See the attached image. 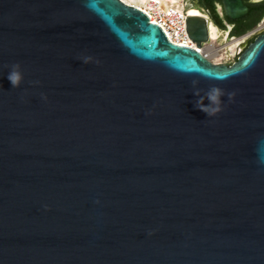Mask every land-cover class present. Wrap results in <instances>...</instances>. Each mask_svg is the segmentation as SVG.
<instances>
[{
	"label": "water",
	"instance_id": "water-1",
	"mask_svg": "<svg viewBox=\"0 0 264 264\" xmlns=\"http://www.w3.org/2000/svg\"><path fill=\"white\" fill-rule=\"evenodd\" d=\"M0 264H264V34L217 65L122 0H0Z\"/></svg>",
	"mask_w": 264,
	"mask_h": 264
},
{
	"label": "flooded vegetation",
	"instance_id": "flooded-vegetation-1",
	"mask_svg": "<svg viewBox=\"0 0 264 264\" xmlns=\"http://www.w3.org/2000/svg\"><path fill=\"white\" fill-rule=\"evenodd\" d=\"M244 1V0H243ZM250 4H261L258 8L252 9L249 4H246L250 7V12L248 15H246L244 18L231 21L228 19L222 9V3L220 0H179L180 5L184 6L188 9L190 12L189 16H208L209 21L212 22L210 16H209V8L213 10V12L217 13V16L221 19L222 27H218L215 31L217 35H219V38L215 41L216 44H214L212 41V49L215 50V54L210 53L209 49L207 52L208 56L205 57L208 61H210L213 64L217 65H232L235 63L238 59V57L241 55V53L251 44L253 43L258 37L264 34V0H247ZM245 3V2H244ZM263 3V4H262ZM197 10L201 15H195V13H192V11ZM254 21H256L255 25L248 30H246L243 34L234 35L232 34L233 29L240 30L244 27H246L249 24H252ZM242 38L240 40L238 45H235L238 47V51L232 53V49L230 48V43L236 39ZM224 39V43L221 44L220 40ZM211 40H214L213 38ZM210 48V49H211ZM223 50H227L228 53L233 54V59L231 62H224L220 60L221 53ZM237 54V56H235Z\"/></svg>",
	"mask_w": 264,
	"mask_h": 264
},
{
	"label": "built area",
	"instance_id": "built-area-1",
	"mask_svg": "<svg viewBox=\"0 0 264 264\" xmlns=\"http://www.w3.org/2000/svg\"><path fill=\"white\" fill-rule=\"evenodd\" d=\"M141 10L147 15L150 22L160 26L171 43L198 49L203 56H208L207 51L212 46L213 40L203 43L200 48L197 47L187 31V18L190 15L187 8L184 6L181 9L174 6L166 7L159 0H150L149 5ZM205 17L208 18V16ZM211 23L209 21V25Z\"/></svg>",
	"mask_w": 264,
	"mask_h": 264
},
{
	"label": "clouds",
	"instance_id": "clouds-1",
	"mask_svg": "<svg viewBox=\"0 0 264 264\" xmlns=\"http://www.w3.org/2000/svg\"><path fill=\"white\" fill-rule=\"evenodd\" d=\"M78 59L84 63L88 64L90 61L93 60V57L90 55H80ZM95 63L99 64L100 61L98 59L95 60ZM5 68H9L7 79L10 81L13 88H19L20 85L23 82L24 76L21 71V66L19 63H13L11 65H4ZM35 84H39V81L33 82ZM191 85L194 91V95L198 98L194 102V106L199 109L200 111L207 114L208 118L221 112L222 104L224 103L222 100V97L225 95L224 91L217 87L212 86L207 91L203 92L201 94V90L197 87L198 81L192 80ZM235 93H228L229 101H231V97L234 96ZM42 99L45 101L47 100V96L44 94H41ZM205 100L208 101L207 104H205ZM99 203V201H97Z\"/></svg>",
	"mask_w": 264,
	"mask_h": 264
},
{
	"label": "bare ground",
	"instance_id": "bare-ground-1",
	"mask_svg": "<svg viewBox=\"0 0 264 264\" xmlns=\"http://www.w3.org/2000/svg\"><path fill=\"white\" fill-rule=\"evenodd\" d=\"M122 1H124L127 4L134 5L135 7H138L140 9H144V8H146L149 5V1L150 0H122ZM159 1L161 3H163L166 7L174 6V7L178 8V9H181V7H182V5H180L179 0H159ZM192 13H195V15H201L199 13V11H197V10L192 11ZM210 28H211V37L213 39H216L217 33L215 31L217 30L218 27H216L213 23H211L210 24ZM240 39L242 40V38H240ZM238 40L235 41V43H236L235 45H237V43H239ZM215 50H217V49H215V48L212 49L211 48V49H209V52L215 54V52H216Z\"/></svg>",
	"mask_w": 264,
	"mask_h": 264
},
{
	"label": "rangeland",
	"instance_id": "rangeland-1",
	"mask_svg": "<svg viewBox=\"0 0 264 264\" xmlns=\"http://www.w3.org/2000/svg\"><path fill=\"white\" fill-rule=\"evenodd\" d=\"M219 38V35H217V37H216V39H214L213 41V43L214 44H216V42L217 41H215V40H217ZM236 40H238V39H236ZM236 40H234V41H236ZM240 38H239V42H240ZM220 42H221V44H223L224 43V39H222V40H220ZM235 42H231L229 45H230V48L232 49V53H234V52H237L238 51V47H236L235 46ZM239 44V43H238ZM237 44V45H238ZM232 53H228V51L227 50H223V52L221 53V57H220V60H222V61H224L225 63L226 62H231L232 60H234L233 58V54ZM235 56H237V54L235 55Z\"/></svg>",
	"mask_w": 264,
	"mask_h": 264
},
{
	"label": "trees",
	"instance_id": "trees-1",
	"mask_svg": "<svg viewBox=\"0 0 264 264\" xmlns=\"http://www.w3.org/2000/svg\"><path fill=\"white\" fill-rule=\"evenodd\" d=\"M245 4H249V6L252 8V9H255V8H258L261 4H250L248 3L247 0H244ZM263 4V3H262ZM256 21H254L252 24H249L247 25L246 27L240 29V30H237V29H233L232 31V34L234 35H239V34H243L246 30H248L249 28L253 27L255 25Z\"/></svg>",
	"mask_w": 264,
	"mask_h": 264
}]
</instances>
